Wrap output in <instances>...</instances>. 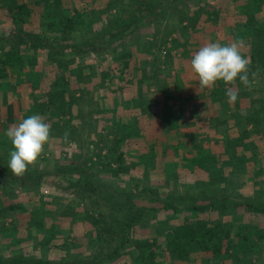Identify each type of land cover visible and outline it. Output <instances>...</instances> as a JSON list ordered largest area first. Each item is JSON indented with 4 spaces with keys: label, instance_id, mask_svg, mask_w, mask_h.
<instances>
[{
    "label": "trees",
    "instance_id": "16d2710c",
    "mask_svg": "<svg viewBox=\"0 0 264 264\" xmlns=\"http://www.w3.org/2000/svg\"><path fill=\"white\" fill-rule=\"evenodd\" d=\"M121 1L125 3V5L121 4L122 8H119L120 13H117L119 16L116 14L113 17L117 16L115 19L118 20L125 12L127 15H130V13L132 15L136 14L138 18V20H134L132 24L130 22V25H127L128 29L135 27L136 24L141 23L143 19H149V17L153 15L156 7L166 5L169 1H174L175 8L174 11L170 13L171 26L167 32V35L170 37L174 33L173 31L183 35V33L188 31H190L189 33L193 31L203 32L210 26H221L222 23L226 21L227 16H229L228 14L236 17V24L237 21H239V24L247 29L245 37H239L240 39L244 38L246 40L245 47L247 50L246 52H242V54L250 61V86H253L254 81L257 82V87L253 86V89L249 90L251 91V95L248 101V108H253L258 111H256V114L254 111L252 115L249 113L245 114L246 117L243 116L245 117L244 121L246 120L247 123L257 125V129L260 128L261 125H264V0H216L214 5H210L207 2L205 3L203 0H187V2H184L185 0ZM69 2V0H0V9L2 12L5 14L8 13L10 19H13L21 25L13 29V32L10 33V37H12L11 39H13L15 43L14 48L8 50L2 48L0 53L1 79L6 77L10 78L15 75L14 70L13 72L10 71L11 68L15 67V69H18L19 66L27 64V62L31 63L38 60L37 56H23V48H25L26 45H28V49H31L36 55L40 54V52H46V58H48L53 65L59 67L58 72H60L61 66H65V63L68 61L70 66L66 68V72L69 68L71 70L73 65H79L77 73L83 76L85 83H88V81L92 79V74L90 72L86 73L83 69L85 66H82L83 63H77L76 59H79L84 51H100V46H97V43L100 44L102 42V49H108L107 46L110 42L109 37H105L106 41L96 40L95 34L98 30L91 29L86 31V26L89 25L81 19L77 8L72 7V10H70ZM137 4L139 6L141 5V7H136ZM109 13L108 11V14ZM33 16L40 17L39 19H41V25L44 31L36 32L31 28H25L23 26V24L28 22ZM49 32L51 35L48 34ZM164 42L166 45L168 40L165 38ZM67 56H70V58ZM191 58L192 56L188 59ZM117 59H120L119 63L121 66L119 65V76L117 77L116 86L105 85V90H100V95H102V93L104 95L108 94V97H110L109 94L112 95L110 104H100L94 111L92 110L93 116H95L96 119V124L100 127L98 129L99 134L97 135L98 138L96 142L92 141V143L95 144L93 151L89 152V154L83 152V146L86 141L84 135L87 132V128L81 103L88 100V96H85L87 91L86 85H80L81 82L79 81L76 82L77 76L74 75L75 73H71V71H69L71 74L63 73V76H60L61 86H57L58 88L44 87L41 88L42 90L40 89L39 92H32L28 104L20 102L19 107H17L16 104L11 103L7 105L6 110L2 114L4 120L0 117V141L5 142L4 144L6 145L7 140L4 131L16 124L18 120L16 112L17 109H19V112L24 116L23 119L30 115L38 114L50 124V140L52 139V146L51 141L48 143L50 151L58 149L60 146L63 147V143L65 144L70 141H73L75 145H77V148L81 150H79L76 157H74V161L76 158V162L69 164L56 163L51 171L47 170L43 172L37 170L29 173V170H27L22 176L21 180L23 182L19 177L13 175L8 167V162L2 161L0 164V190L4 191L8 188L9 191L13 190L11 183L19 182L26 187L27 182L25 178L27 177L32 179L35 178L33 182L38 186L42 176L45 174L63 176L69 183L65 188V193L69 194L67 199H76L81 207L76 210L72 208L73 204L69 201L70 206L66 208L63 207L62 211L56 216L52 214H46L50 216H30L31 218L30 220L27 219L28 223L25 228L29 231L33 229L43 232L47 231L48 236L46 237L45 235L44 237L46 241H52L56 238L57 233H62V231L59 230L61 226L69 227L71 230L74 229L75 235L79 234L75 236L76 238L80 237L84 241V236H87L90 240L89 244L92 250H90L88 255L80 254L82 257L85 256V258L77 257L78 259L76 261L67 259L28 258L20 255L7 258L5 255L0 254V264H102L106 261L117 259L122 255L125 248L132 243H134L138 249L150 248L149 255L144 256L142 259L145 264H149L154 260L155 251L153 248L155 245H161L172 257L180 260L191 259L193 252L198 251L203 253L206 257L202 259V263L205 264V259L210 261L209 259L214 256L227 253L229 245L231 246L234 244L236 235L241 236V234H236L233 238L231 228L225 227L223 222H219V220L216 222L197 220L195 224L191 221L185 222L184 220L181 226L173 230L172 234H170V238L166 239V242H158L156 238L148 240H136L133 238L132 234L135 225L139 222H145V216L150 214L151 211H155L152 217H154L158 211L156 207L150 209L145 208L141 203L134 200L135 196L138 198L144 197L150 200L160 201L164 208L172 209L173 211H178L180 208L174 202V199H176L175 197L174 199L163 197L161 189L158 188V186H152V184L146 185L143 182L144 180L135 185L134 192L118 191L112 185L113 182L111 179L118 176L120 177L122 174L130 173L132 165L135 163L134 161L133 163L130 161L128 149L133 141L132 136H137V133L135 130L131 132V124L121 120V118L124 117L121 109H127L133 112L136 111L135 114L130 117L133 125L136 120L141 117H144V119L148 118L151 122L154 120V117L151 118L149 116V109L151 110V108L142 103L140 99L141 94L138 93V95L134 97H124L125 86L121 82L125 81V73L132 66L131 53L127 52L121 54ZM72 71L75 72V70ZM104 71L105 69L101 70V73ZM150 71V73L142 71L144 73H142V77L139 78V83L142 88V93H145L154 85L155 90L160 91L159 86L163 88L161 118H159L162 122V129L165 134L164 137L166 138V140H164L163 137L156 136L151 142L154 149L156 144L164 142L163 154H166L169 149H171L174 154L178 153L180 158L184 160L185 163H188L187 167L190 172L196 173L198 169L209 170L211 164L220 166L218 169V180L221 182L217 181V184L220 185L227 181V177L231 176V178H235L230 172L228 173L229 176H227L224 169L229 171H231L232 168L235 171L238 170L240 172V177H244L249 172H252L250 166L256 162L255 155L254 153L252 155H246V151L250 149V146H255L250 141H245L244 138L250 136L249 130L246 128H241L240 134L242 135H240L239 141L234 143H232V141H227L226 149L222 152L210 153L206 149L208 141L198 142L188 136L180 138V135H177L178 140L176 142H169V132H176V130L179 129L176 123L179 121L178 119L180 118L181 112L177 110H172V112L167 106V103L173 99V97L171 98L172 92L167 93V91H170V87L166 85V82L165 85H163L162 78L159 74V67L155 65ZM113 75L115 74L113 73ZM38 77L40 78V76ZM30 78L34 80L32 82L34 83L33 85H41V78L38 79L33 74ZM131 84V80H126L125 85ZM172 85L173 88L177 86L174 85V83H172ZM241 85L242 83L238 77L233 84H225L223 81H218L214 87L209 88L210 91L208 93L198 97V99L199 101L202 100V103L206 104L205 106H208L209 103L214 106L213 104L217 103V110H222L223 108L219 109L218 107L222 106V104L228 100L226 95L227 89L233 88L238 91V97L235 101L237 108H234V113L236 114L240 109L239 103L244 99L239 89ZM176 89L178 101L181 102L189 96L183 93L180 88ZM246 93H248V91ZM137 96L140 99H138V101H136ZM92 99L95 100L96 98L93 97ZM226 109L228 108H224L223 110L226 111ZM113 116L114 118L116 117V119L111 122L109 118L111 117V119H113ZM234 117L236 116L234 115ZM237 117L241 119L240 115ZM222 121L225 120L222 118ZM65 133H68L67 138H65ZM156 139H158V143L155 142ZM219 143L223 144L222 142ZM44 148L48 149V146L45 145ZM230 148L234 150L230 151ZM154 153L155 152L151 153V157H153ZM86 155H88V157H86ZM215 180V177H212L210 180L208 179L206 183L201 181V183L198 184L201 192L196 199H202V201L206 202L200 205H193L191 209L196 210L198 214L211 211L223 213L228 206L234 207L244 205L246 209L251 212H260L264 214V201L252 203L253 201L246 202L240 200V196L246 197V194H250L245 192L243 188L231 190V188L226 189V187H222L220 191L217 190L218 192H215L216 190H214V188H210V185L212 186L213 183H216ZM255 183L260 184L259 181H255ZM181 184L185 185L186 182L181 181ZM192 185L186 184L184 189L189 192L190 187H193ZM176 187L177 186H172V188ZM255 187L252 192L253 196L258 195L264 200V183L259 189ZM63 202H65V200ZM217 202H219V204ZM19 210H24V205H22V203H4L0 200V216L10 214L16 217L14 213ZM17 219L22 221L23 217L17 215L16 220ZM49 220L51 221L50 227L47 228V221ZM67 229L68 228H65L63 231ZM50 230L53 231L51 234H49ZM244 238H246V236L242 235L241 239ZM64 243L62 246L49 245L55 249L56 247H65L64 245L68 244L67 241ZM234 246L236 248L234 254L229 255L230 253H228L233 260L235 255H240V250L237 249L236 245ZM147 252L148 251H144L143 253L146 254ZM208 261H206V264H211L207 263ZM238 261H244L245 264H254L249 260H236L235 262Z\"/></svg>",
    "mask_w": 264,
    "mask_h": 264
},
{
    "label": "rangeland",
    "instance_id": "374dc122",
    "mask_svg": "<svg viewBox=\"0 0 264 264\" xmlns=\"http://www.w3.org/2000/svg\"><path fill=\"white\" fill-rule=\"evenodd\" d=\"M69 1L70 10H72V7L77 8L79 10L81 19L89 25L86 26V31L91 29L96 31L98 30V32L95 34V37L96 40L99 41H103L105 40V37H109L110 42L108 41V49H102V42L100 44L97 43V46H100V51H84L82 53L83 55H81L79 59H76L77 63H83L82 66H85L83 69L86 73L90 72L92 74V79L88 81V83H85L83 76L77 73L79 65H73L71 70L69 68V70L66 72V68L70 66L68 61L65 63V66H61V70L58 72L59 67L53 65L51 61L46 58V52H40V54L37 55V61L31 63L27 62V64L19 66L18 69H15V67L11 68L10 71H15V75L12 76L15 78L6 77L4 79V87L6 88V91L8 90L9 92L7 91L6 94L7 99L0 101V117L2 120H4L2 118V114L6 110L7 105L13 103L19 107L20 102L28 104L29 99L32 96V92H39L40 89L44 87L58 88L57 86H61L60 76H63V73H75L74 75L77 76L76 82L79 81L81 82L80 85H86L87 90L85 96H88V100L86 102H82L81 106L83 108V115L85 117V125L87 128V132L84 135L86 141L83 146V152L85 154H89V152L93 151L95 144L92 143V141L96 142L98 138L97 135L99 134L98 129L100 127L96 124V119L95 116H93L92 110L94 111L100 104H110L112 95L109 94L110 97H108V94L104 95L102 93V95H100V90H105V85H113L114 87L116 86L117 77L119 76V65L121 66L119 63L120 59H117V57L121 54L130 52L132 55V66L125 73V81L121 82L125 86L124 97H134L139 93L141 94L140 99L142 103L146 106H156L157 100H161L158 98H161L162 96L160 93L162 91L161 89V91L157 90L155 94H144L142 91H140L142 88L139 83V78H141L142 73H144L142 71H145L146 69L148 70V67L153 68V66L155 67L156 65L159 67V73L161 70L164 71L163 73L167 74L169 73L168 70L172 71L174 69L176 71V75L178 74V76L173 75V78L169 79V81L171 80L174 84L175 82H178L185 86L193 85V87L197 84L199 85L198 77L191 68V59H188L189 57L186 56L187 53L185 52L184 56L183 54L182 56H178L177 54V56H172L170 54V49L174 47H171L170 41L172 37L167 35V32L171 26L170 13L171 11H174V1H169L166 3V5L156 7L153 15H151L149 19L141 20V23L136 24L135 27H131L130 29L127 28V25L130 22L132 24L134 20H138L136 14L132 15L130 13V15H127L124 12L121 15V18L118 20L115 19L117 16L113 17L117 13H120L119 8H122L121 4L125 5V3H122L121 0ZM203 1L210 5H214L216 3V0ZM184 2H187V0ZM136 7L140 8L141 5L139 6L137 4ZM108 11L110 12L109 14ZM228 15L229 16H227L226 21L222 23L221 26H210L205 29V31L208 32V35L206 36L208 39L201 34L202 32L197 31L196 33H192L190 35L188 34V36L185 37L186 45L189 43L195 44V47L193 48L198 49L199 47L205 45L203 44L204 42H202L203 40H206V44L215 42L220 43L221 45L239 42L241 46V52H246V40L244 38L240 39L239 36L245 37V34H247V29L239 24V21H237L236 24V17L230 14ZM39 18V16H33L28 22H25L23 26L25 28H31L36 32H42L44 31V28L41 25V19ZM20 26V24L9 18L8 13L5 14L0 9V28L9 27L11 29H15L16 27ZM48 34L51 35L50 32ZM202 37L204 39L201 40L200 38ZM165 38L169 42H167L166 45L164 42ZM179 38L184 40L183 36L181 35ZM196 44H200L199 47ZM6 45L7 44H5V42H1V51L2 48L8 50ZM144 46L148 47V49L143 50ZM179 47L182 48L183 45H180ZM23 49H28V45H26ZM27 52L28 55L26 56H32L33 51L31 49H28ZM176 52L178 54L182 53L179 49ZM67 57L70 58V56ZM104 69L105 71L103 74L101 73V70ZM72 70H75V72ZM184 70H186L187 73H184ZM69 71H71V73H69ZM113 73L115 75H113ZM32 74H34L36 78L42 79L41 85H33L34 83L32 82L34 80L30 78V75ZM38 76H40V78ZM126 80H131L132 84L125 85ZM17 85L18 89H16ZM242 85L239 87L241 96L244 98L241 102H243V106H249L248 101L251 95V91L249 90H252L253 86L257 87V82L254 81L253 86L249 87ZM247 91L248 93H246ZM194 93L196 94V92ZM194 93H190L191 96H193ZM173 94L174 93H172L171 97ZM91 97L96 99L93 100ZM138 99L139 97L137 96L136 101H138ZM176 102H178V100H176ZM121 111L124 114V117H122L121 120L131 124V132L135 130L137 133V136H132L133 141L132 144L129 145L128 149L129 159H131L130 161L132 163L133 161L135 163L132 165L130 173L122 174L120 177L118 176L111 179L113 182V187L118 191L134 192L135 185L141 183L144 180L143 182L146 185L152 184V186H158V188L161 189V194L163 197H169L171 199H174L175 197L176 199H174V202L180 208L178 211H173L172 209L164 208L162 202L160 201L150 200L144 197L138 198L135 196L134 200H136L138 203H141L143 206H145V208L150 209L152 207H156L158 211L154 217L152 216L155 211H151L150 214L145 216V222H139L135 225L132 234L133 238L136 240H148L156 238L158 242L161 241L163 243L166 242V239L170 238V234H172L174 229H177L179 226H181L184 220L185 222L191 221L194 224L197 222V220H208L214 222L219 220V222H223L225 227L231 228L233 238L236 234H241V236L245 235L246 238L241 239L240 235H236V239L234 240L235 242L231 246L229 245L227 253L214 256L209 259L210 261L205 259V264L206 261H208L207 263L211 264H245L244 261L235 262L236 260H249L254 264H264L263 213L251 212L246 209L244 205L234 207L228 206V208L223 213L211 211L198 214L196 210L191 209V206L193 205H200L206 202L202 201V199H196L198 194L201 192V189H199L198 186L201 181L206 183L208 179L210 180L212 177H215V184H217V181L221 182L218 180V169L220 166L211 164L209 170L198 169V172L196 173L190 172L187 167L188 163H185L184 160L180 158L178 153L174 154L173 151L169 149L166 154H163L162 150L163 146L165 145L164 142H159L158 139H156L155 142L159 143L155 145V149L152 147L151 142L156 136L163 137V139L165 138V134L163 133L164 130L162 129V122L159 118H156L151 122L148 120V118L144 119V117H141L137 119L133 125L130 117H132L136 111L133 112L127 109H121ZM150 111L151 110L149 109V112ZM195 111L196 110H191V113H189L187 116L186 113L183 114L185 117L181 119V122L184 124V129L192 130V128H195L196 132L200 135H210L208 132V121L206 125L203 126H201L200 123L191 124L193 116L200 114L199 112L196 113ZM240 111L241 119L237 117L239 116V113H232V118H225V121H222L216 126L214 129L215 133L214 135L212 134L210 138L212 140L215 138L217 139L220 136H223L225 132H231L235 136L236 134L242 135L240 132H238V128L240 127L249 130L248 132L250 136L245 137L244 139L245 141H250L256 147L250 146V149L246 151V155H252L253 153L255 155L256 162L250 166L252 172H249L244 177H240V172L238 170L235 171L233 168L231 171L226 169H224V171L227 176H229V172L235 176V178H231V176L227 177L226 182L230 183L229 185L231 190L243 188L245 192L250 193L246 194V197L240 196V200L259 203V201H264L262 200L263 198L259 197L258 195L253 196L252 192L255 186H259L258 188L255 187L256 189H259L264 183V125H261L258 130L257 125L247 123L246 120L244 121V118L246 117L245 114L249 113L252 115L254 114V111L256 114V111L258 110L247 108ZM16 113V117L18 119L16 124H19L21 120H23L24 116L19 112V109H17ZM155 114H158V112H155ZM234 115L236 117H234ZM186 117L189 118L186 119ZM112 118L113 119H111V117L109 118L111 122L116 119L114 116ZM148 121L149 124L147 123ZM8 129L9 128H7V130ZM7 130L4 131L7 145L4 144L5 142L0 141V164L2 161L8 162L10 160V151L14 150L11 141L6 135ZM169 134L170 137L168 138V141L172 143L176 142L178 139L177 133L171 132ZM50 141L52 146V139ZM46 145L48 146V149L44 148V152L38 158L35 165L28 166L29 173L37 170L43 172L47 170L51 171L53 170L56 163L69 164L76 162V158L74 161V157H76V154L80 149L77 148V145H75L73 141L67 142L65 144L63 143V147L60 146L58 149H53L51 151L49 150L50 146L48 143ZM209 146L206 144V149L210 153H216L219 151L221 152L223 148L219 141L217 143L211 142V145L209 144ZM232 150L233 148L230 151ZM152 152H155L153 157H151ZM86 157H88V155H86ZM161 169H164V172ZM166 171H168L169 174ZM19 179L21 180L22 177H19ZM34 179L30 177L25 178V181L27 182L26 187H24V185L19 182L11 183L13 190L9 191V188L6 189L7 192L6 190H0V200L4 203L17 202L24 205V210H19L17 212L15 211L14 215L16 217L10 214L0 216V254L5 255L7 258L20 255L28 258L67 259L71 261H76L78 259L77 257L84 259L85 256L82 257V255H88L90 250H92V247H90L89 244L90 240L87 236H84V241L80 237L76 238L75 236L79 234L75 235L74 229L71 230L69 227L61 226L59 230H61L62 233H57V236L54 240L46 241L44 236H48L47 231H37L36 229L29 231L25 228L28 220L31 218L30 216L38 217L39 215L44 216L46 214H52L56 216L60 211H62L63 207L66 208L70 206L69 201H71L73 204L72 208L77 210L79 207H81L76 199H67L69 194L65 193V188L69 183L65 178H63V176L45 174L42 176L38 186H36V183L33 182ZM107 180L110 181L109 179ZM181 181L186 182V184H193V187H190L189 192L184 189L186 184H181ZM255 181H259L260 184H256ZM222 185H224V183ZM172 186L177 187L172 188ZM64 200L65 202H63ZM217 203L219 204V202ZM17 215L19 217H23L22 221H19V218L16 220ZM50 222V220L47 221V228L50 227ZM65 228H68L67 230L70 231H63ZM52 232L53 231L50 230L49 234ZM65 241L68 243L64 245L65 247H56L55 249L50 247V245L62 246ZM234 245H236L237 249L240 250V255L234 256L235 261L229 256L234 254L236 251ZM153 250L155 251V258L149 264H203L202 259L206 258L203 253L194 251L191 259H176L172 257L166 249H163L161 245H155ZM144 251L148 252L145 254L143 253ZM149 252L150 248L147 247L144 249H138L136 248L135 244L132 243L125 248L122 255H120L117 259L106 261L102 264H145L142 259L144 256H148ZM228 253L230 254L228 255Z\"/></svg>",
    "mask_w": 264,
    "mask_h": 264
},
{
    "label": "clouds",
    "instance_id": "9594fccd",
    "mask_svg": "<svg viewBox=\"0 0 264 264\" xmlns=\"http://www.w3.org/2000/svg\"><path fill=\"white\" fill-rule=\"evenodd\" d=\"M250 61L241 52L239 42L221 45L208 43L200 47L191 58V68L198 77L200 88H212L218 81L233 84L237 77L246 87L250 86ZM229 103H235L238 91L228 88ZM51 126L41 115L33 114L19 124L9 127L7 137L14 150L10 151L8 167L13 175L22 177L29 165H35L50 141ZM68 133H65L67 138Z\"/></svg>",
    "mask_w": 264,
    "mask_h": 264
},
{
    "label": "crops",
    "instance_id": "0c3cea01",
    "mask_svg": "<svg viewBox=\"0 0 264 264\" xmlns=\"http://www.w3.org/2000/svg\"><path fill=\"white\" fill-rule=\"evenodd\" d=\"M0 29H1L0 30V44H1V42H5V44H7L6 45L7 49L14 48L15 43L13 42V39H11L12 37H10L11 36L10 33L13 32V29H11L9 27L8 28H6V27L5 28H0ZM189 32L190 31H188L186 33H183V35L181 34V36H183V39L184 40H182V38H179L180 37V34H177L176 32H174V34H172L171 37L173 39H171V43H170L171 44V47H174V48L170 49V51H171L170 54L172 56H177V55L178 56H182V54L184 56V54L186 52L187 53L186 56H189L190 57V56H193V54L196 53V51L199 50V48H200L199 45L200 44H196L199 47V48L197 47L198 49L193 48V47H195V44H190L189 43V44L186 45L185 37H187L188 34L190 35L192 33H196L194 31L192 33H189ZM201 34L204 35V37H206L208 35V32L203 31ZM206 38L208 39V37H206ZM200 39L202 40L204 38L202 37ZM202 42H204L203 44H206V40H203ZM180 45H183V47L180 48L179 47ZM145 47L146 46L143 47V50L148 49V47H146V48ZM178 49L182 52L181 54H178L176 52ZM194 49H196V50H194ZM24 51H25V49H23V52H22L23 53V56L28 55L27 54L28 53L27 52L28 50H26L25 52ZM0 53H1V48H0ZM32 56H37V55L35 54V52H32ZM150 69L151 68L148 67V70L146 69L144 72L147 71V72L150 73L151 72ZM163 72L164 71H160L159 74H160V76L162 78L163 85H165V82H166V85L170 87V91H167V93H170V92L174 93V95L172 96L173 99H171V101L169 103H167V106L171 109V111L172 110H174V111L177 110V111H180L181 112L180 118L178 119L179 121H177L178 123H176L177 124L176 126H178L179 129L176 130V132L174 131V133H177L178 136L180 135V138L181 137L188 136V137H190L193 140L198 141V142L199 141H208L207 146H209V144L211 145V142L212 143H215V142L217 143L218 141L219 142H222L223 144L220 143V145L223 147L222 150H221V152L226 149V142L227 141H232V143L239 141L240 135L236 134V136H235L231 132H225L223 134V136H220L217 139L215 138L214 140H212L210 138L211 135L212 134L214 135V133H215L214 132V129L217 126L216 124L221 123L222 122V118L223 119H225V118L227 119L229 117L232 118V115L231 114L234 113V108H237L236 107V103H229V101L227 100L226 102H224L222 104V106L218 107L219 109L228 108V109H226V111L223 110V109L222 110H217V108H216L217 103H214L213 104L214 106L210 105V103L208 104V106H205L206 104H203L202 103L203 102L202 100L199 101L198 97H200L202 95L204 96V94L208 93L210 91L209 88H200L198 84L196 86H194V87H193V85L192 86H189V85L188 86H185V85H182L181 83H178V82H175V84H174V85H177L176 88H180L183 93H186L189 96H187V98L183 99L181 102L180 101L176 102V98L178 100L177 89L172 87L173 86L172 85V81L171 80L169 81V79L170 78H173L172 77L173 75L174 76H178V74L176 75V71L174 69L172 71L171 70H168V72H169L168 74L167 73H163ZM183 72L184 73H187L186 70H184ZM30 76H32V75H30ZM4 79H1L0 78V101L7 99V95L6 94H7V91L8 90L6 91V88L4 87V84H5L4 83ZM154 86H151L150 90L146 91L144 94H149V93L155 94V92L157 90H155V87ZM159 88L163 91V88H161V86H159ZM16 89H18V85H17ZM156 89H157V86H156ZM162 91L160 92L161 94H162ZM194 92H196V94ZM190 93H194V95L191 96ZM161 94H160V96H161ZM158 99H161V100H157L156 106L150 107L151 108V111L149 112V114H150L149 116L151 118L154 117V119L159 118V117L161 118V104L163 102V94H162L161 98L159 97ZM6 103H8V102H6ZM157 103H158V105H157ZM240 103H241V105H240ZM240 103H239L240 109H239V112H238L239 115H241V111L240 110H245V109L248 108V106H243V104H242L243 102H240ZM245 105H247V104H245ZM153 109H154V111H153ZM191 110H196L195 111L196 113L197 112L200 113V114H197L196 116H193L191 124L200 123V125L203 126V125H206V123L208 121V124H209L208 125V132H209L210 135H207V134L200 135V134H198L196 132L195 128H192V130H185L184 129V127H183L184 124L181 122V119L185 117L183 114L186 113V116H187L189 113H191ZM155 112H158V114H155ZM187 118H189V117H186V119ZM147 123L149 124V121ZM241 128L242 127L238 128V130H239L238 132H240ZM169 133H171V132H169ZM169 137H170V134H169ZM164 140H166V138H164ZM209 141H210V143H209ZM161 170L164 172V169H161ZM166 172L169 174L168 171H166ZM229 184L230 183H228V182L224 183V185H222V184L221 185L220 184H213L212 186L210 185V188H214V190H216V191L217 190H220L222 187H226V189H227V188H231L229 186Z\"/></svg>",
    "mask_w": 264,
    "mask_h": 264
}]
</instances>
